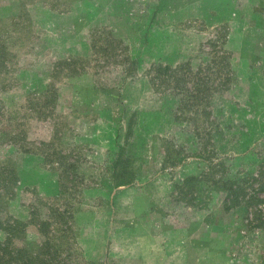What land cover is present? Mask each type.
<instances>
[{
    "label": "rangeland",
    "instance_id": "rangeland-1",
    "mask_svg": "<svg viewBox=\"0 0 264 264\" xmlns=\"http://www.w3.org/2000/svg\"><path fill=\"white\" fill-rule=\"evenodd\" d=\"M258 17L264 0H0L11 51L0 127L15 136L0 161L20 178L7 213L66 209L69 231L51 226L60 264L264 263ZM180 64L211 86L196 92L190 122L176 121L178 99L154 80L157 66ZM168 147L189 157L171 164ZM119 152L134 181L116 187ZM237 179L238 199L227 187ZM27 238L45 240L33 224Z\"/></svg>",
    "mask_w": 264,
    "mask_h": 264
},
{
    "label": "trees",
    "instance_id": "trees-1",
    "mask_svg": "<svg viewBox=\"0 0 264 264\" xmlns=\"http://www.w3.org/2000/svg\"><path fill=\"white\" fill-rule=\"evenodd\" d=\"M21 5L24 7L22 3ZM20 15L21 13L11 17L14 20L18 19ZM8 39L9 37L6 34H0V78L7 75L10 71L8 63L11 51L8 49ZM154 70H156L154 80L158 79V84L156 85L159 90L162 88L163 92L168 91L170 95L178 99V105L175 110L176 121L190 122L192 119L197 120L199 113L195 111L194 106L201 98L198 97L196 92L209 91V88L211 89V86L209 87L208 84L209 79L207 80L205 78L206 76L201 77L200 74L197 75L195 71H192V67L189 64H180L176 67L159 65ZM189 81L193 82L194 87L196 86L195 92L189 90ZM6 88L7 84L0 80V91H4ZM186 108L192 110L194 115H188L185 111ZM3 128L4 127H0V143L6 138L12 139L15 137L9 135ZM18 136L20 137V135ZM118 146L122 151L121 144H118ZM166 151L167 160L171 164L180 163L186 157H189L188 155H181L183 152L181 149L173 150L168 147ZM121 155V152H119L118 157L111 163L110 167L112 180L114 181L113 185L116 187L134 181V175L126 176L129 167L127 161L124 162L123 156L121 157ZM200 157L208 159V161H212L213 159L210 155H200ZM70 167L73 169L75 165L72 164ZM18 176L16 165L4 161L1 163L0 161V230L5 233V237L0 239V264H60L57 254L59 246L52 242L53 236L51 234V226L54 224H65L66 229L69 231V216L66 213V209L59 212L54 207L50 206L51 211L49 217L46 219L37 217L38 213L34 210H32V215L28 221L11 217L7 213V206L8 202L15 196L14 188L20 181ZM195 180L196 178L194 177H189L187 180L190 184L187 193L197 188L195 187ZM242 181L241 179H237L229 183V185L227 184L229 191L232 192L237 199L247 194L246 185H243ZM30 224L36 226L38 232L44 236V241L34 243L28 240L27 227Z\"/></svg>",
    "mask_w": 264,
    "mask_h": 264
},
{
    "label": "crops",
    "instance_id": "crops-1",
    "mask_svg": "<svg viewBox=\"0 0 264 264\" xmlns=\"http://www.w3.org/2000/svg\"><path fill=\"white\" fill-rule=\"evenodd\" d=\"M259 19H261V18H264V17H258ZM183 231V230H182ZM186 231H184V233H185ZM174 239H176V238H174ZM174 239H170V243L174 240ZM179 239V238H178ZM186 241H187V239H186ZM186 242L184 241V244H185ZM190 248H191V250H193V251H195V249L196 248H198L196 245H190L189 246ZM199 247H202V245H199ZM170 256V255H169ZM167 257L166 259H163L162 260V264H164V262L165 261H171V256L170 257ZM199 259H202V257H201V255L198 257V260ZM166 264H169V262H167ZM183 264V263H182ZM235 264V263H234ZM237 264H240V263H237ZM250 264H264V263H262V262H260V261H258V260H256V261H254V263H250Z\"/></svg>",
    "mask_w": 264,
    "mask_h": 264
}]
</instances>
